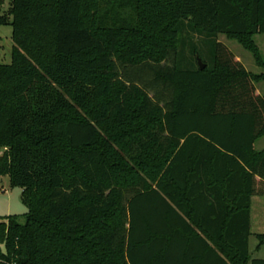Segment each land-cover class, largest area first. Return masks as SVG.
Listing matches in <instances>:
<instances>
[{"label":"trees","instance_id":"trees-1","mask_svg":"<svg viewBox=\"0 0 264 264\" xmlns=\"http://www.w3.org/2000/svg\"><path fill=\"white\" fill-rule=\"evenodd\" d=\"M0 26V178L28 209L0 218V264H264V74L218 41L264 72V0H10Z\"/></svg>","mask_w":264,"mask_h":264},{"label":"rangeland","instance_id":"rangeland-1","mask_svg":"<svg viewBox=\"0 0 264 264\" xmlns=\"http://www.w3.org/2000/svg\"><path fill=\"white\" fill-rule=\"evenodd\" d=\"M129 1L106 0V2H110L116 7ZM9 5L10 0H0V15H4L8 11ZM122 11H128V8L125 7ZM218 41L229 48L248 72L256 75L264 74L263 70L257 66L253 55L246 51L237 41L231 40L226 36H219ZM254 41L264 59V35L255 36ZM13 47L12 28L10 26H0V64L10 65L12 63ZM208 47V41L204 36H198L187 28L181 37L176 58H178L179 63L184 67H197L198 58L195 57L194 51H199L204 60L210 63L212 61L211 48ZM256 88L260 94L264 95V82L257 84ZM255 149L258 152L264 151V137L256 142ZM27 213L28 209L22 202V190L11 188L8 177L0 178V218L19 216L21 217V222L25 223L23 216ZM251 223V258L264 259V244L260 249H257L259 247L257 236L264 235V197L258 196L253 200Z\"/></svg>","mask_w":264,"mask_h":264},{"label":"water","instance_id":"water-1","mask_svg":"<svg viewBox=\"0 0 264 264\" xmlns=\"http://www.w3.org/2000/svg\"><path fill=\"white\" fill-rule=\"evenodd\" d=\"M200 69L203 71L205 69V66L201 63V61L198 62Z\"/></svg>","mask_w":264,"mask_h":264},{"label":"crops","instance_id":"crops-1","mask_svg":"<svg viewBox=\"0 0 264 264\" xmlns=\"http://www.w3.org/2000/svg\"><path fill=\"white\" fill-rule=\"evenodd\" d=\"M255 198H253V200H254Z\"/></svg>","mask_w":264,"mask_h":264}]
</instances>
